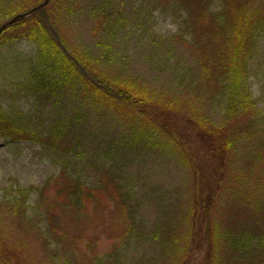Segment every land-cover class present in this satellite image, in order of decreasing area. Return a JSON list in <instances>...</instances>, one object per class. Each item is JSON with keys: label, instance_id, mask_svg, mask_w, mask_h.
Segmentation results:
<instances>
[{"label": "trees", "instance_id": "obj_1", "mask_svg": "<svg viewBox=\"0 0 264 264\" xmlns=\"http://www.w3.org/2000/svg\"><path fill=\"white\" fill-rule=\"evenodd\" d=\"M44 1L22 0L10 5L4 9L7 21ZM76 1L53 0L37 15L10 26L0 34V50L20 40L33 43L38 55L29 76L39 93L51 98L68 90L80 93L86 103L97 104L120 117L127 131V145L132 142L135 152L166 148L160 143L164 142L187 162L183 164L193 178L188 209L196 222L192 220L187 228L165 225L156 233L155 242L165 246L163 264H264V131L247 85L248 62L264 32V0H174L185 15L179 40L196 58V70L182 86L169 89L110 73L102 58L70 47L56 19L58 14L65 17ZM214 2L219 4L216 11L211 8ZM108 20L106 15H100L95 27L97 35L105 30ZM217 98H223L225 103L224 119L219 125L208 113L209 101ZM71 130L74 131L68 124L57 123L48 135H38L19 126L0 107V142H34L72 155L78 145L71 140ZM256 140L253 159L248 158L240 166L235 155L239 145ZM103 174L92 189L69 176L65 182L56 179L47 183L40 203L55 235L67 240L69 226L80 225L85 213L90 216L92 203H99L95 216L100 215L98 207L103 204L117 211L128 207L131 212L124 217L123 235L132 234L138 207H129L124 188ZM227 195L243 205L244 214L250 215L251 225L246 221V229L238 230L215 220L212 207ZM25 203L22 196V201L11 207L15 215L12 226H16L18 215L26 219ZM201 216L207 220L206 230L199 221ZM249 226L255 228L249 231ZM0 264H28L20 247L10 245L2 236Z\"/></svg>", "mask_w": 264, "mask_h": 264}, {"label": "rangeland", "instance_id": "obj_2", "mask_svg": "<svg viewBox=\"0 0 264 264\" xmlns=\"http://www.w3.org/2000/svg\"><path fill=\"white\" fill-rule=\"evenodd\" d=\"M21 2L0 0V24L7 21L4 9ZM218 5L214 2L212 10L216 11ZM103 14L108 24L97 35L96 23ZM184 16L174 0H78L65 17L58 14L56 20L70 47L102 58L110 73L169 89L182 86L196 70V58L179 40ZM37 55L36 46L27 40L2 47L0 107L19 126L38 135H48L57 123L68 124L74 130L70 135L78 150L68 155L34 142H0V236L20 247L28 264H163L165 246L155 242L156 233L165 225L187 228L192 220L196 222L188 209L193 178L188 166H184L187 162L164 142L160 143L166 148L135 152L131 141L127 145V131L120 117L97 104L86 103L80 93L68 90L53 98L39 93L29 76ZM247 70V85L264 131V32ZM209 103L211 120L221 124L225 114L223 98ZM256 149L257 140L242 142L235 153L236 162L241 166ZM103 173L124 188L129 207H138L132 234L123 235L124 217L131 212L128 207L117 211L103 204L98 207L100 215L95 216L99 203H92L90 216L84 211L80 225L69 226L67 240L55 235L40 203L47 183L56 179L65 182L69 176L92 189L98 186ZM22 196L26 198V219L18 215L16 226H12L15 215L11 207L21 202ZM240 205L225 197L212 207L215 220L238 230L246 229V221L251 225L250 215L244 214ZM199 221L206 230L205 217ZM249 228L255 227L247 228L251 231Z\"/></svg>", "mask_w": 264, "mask_h": 264}, {"label": "water", "instance_id": "obj_3", "mask_svg": "<svg viewBox=\"0 0 264 264\" xmlns=\"http://www.w3.org/2000/svg\"><path fill=\"white\" fill-rule=\"evenodd\" d=\"M53 0H45L41 5L25 12L22 14H19L17 16H15L14 18H12L11 20L7 21L6 23H4L1 27H0V34L3 33L7 28H9L10 26L23 22L35 15H37L38 13H40L43 9H45Z\"/></svg>", "mask_w": 264, "mask_h": 264}]
</instances>
